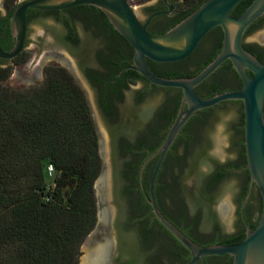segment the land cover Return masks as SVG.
Returning a JSON list of instances; mask_svg holds the SVG:
<instances>
[{
  "label": "trees",
  "instance_id": "1",
  "mask_svg": "<svg viewBox=\"0 0 264 264\" xmlns=\"http://www.w3.org/2000/svg\"><path fill=\"white\" fill-rule=\"evenodd\" d=\"M170 1L173 7L177 1L179 9L162 16V32L204 0ZM250 1L239 0L230 14L238 16ZM262 16L246 27L244 36L260 26ZM209 36L212 41L207 55L193 71L179 69L193 55L173 62L147 60L149 68L163 77L194 75L220 48L221 28L213 27L204 39ZM243 46L264 62V47L252 43H243ZM199 51L200 47L195 53ZM43 73L39 84L12 88L2 83L9 68L0 66V264H77L80 245L96 221L94 181L100 172L101 158L85 93L62 66L47 64ZM132 73L134 76H129L149 84L135 70ZM87 75L92 83L97 81L92 73L87 72ZM240 85L238 74L229 59H225L195 86V91L200 97H209L216 92L238 89ZM151 89L171 93L152 112L140 136L118 140L113 158L114 194L119 211L117 228L126 257L119 264H164L163 256L167 263L185 264L189 259L188 250L153 216L148 203L149 177L156 156L145 163L140 174L143 159L157 149L175 117L181 90L154 84ZM226 103L237 104L238 118L233 126L239 134L237 159L219 162L206 154L207 115ZM140 149H144L143 155ZM202 164L207 166L205 172L201 171ZM245 165L241 100H224L198 110L181 127L158 168L153 185L157 206L169 221L199 244L240 242L245 235L240 220L242 229L220 240L214 235L211 241L200 243L193 235L204 233L198 225L202 222L201 214L211 202V187L232 175L240 176V192L236 196L239 206L248 189L249 173ZM186 175L193 176V183L182 193L179 185ZM173 184L177 186V198L176 194H170ZM164 197L179 201L172 216L163 207ZM247 207L245 203L244 213ZM256 222H248L250 229ZM154 238L163 240V253L151 254L145 262L144 246Z\"/></svg>",
  "mask_w": 264,
  "mask_h": 264
},
{
  "label": "water",
  "instance_id": "2",
  "mask_svg": "<svg viewBox=\"0 0 264 264\" xmlns=\"http://www.w3.org/2000/svg\"><path fill=\"white\" fill-rule=\"evenodd\" d=\"M166 10L154 14H164L171 11L170 2L163 0ZM239 0H204L193 11L176 22L162 33L153 35L146 30V23H141L133 5L127 0H25L17 4L10 15V31L14 37L13 46L8 51L0 48V58L12 59L22 48L25 36L24 13L28 7L37 9H63L75 5L87 4L98 8L109 20L115 30L125 39L133 50L131 67L149 84L162 87H177L181 97L177 112L168 130L157 147L141 163L140 174L145 163L156 156L148 183V203L153 216L188 250L189 259L185 264H194L197 260L203 262L204 256L228 254L232 257L231 264H264V62L244 48L242 39L246 27L256 18L264 14V0H251L244 10L233 16L230 10ZM219 26L222 39L217 54L192 76L163 77L155 74L149 68L147 60L154 62L179 61L189 56L203 36L213 27ZM229 59L238 74L241 85L238 89L216 92L209 97H200L195 86ZM65 66V62H62ZM74 78L81 84L88 102V83L81 74L76 72L72 64ZM71 71V70H70ZM251 72V75H249ZM121 72V71H120ZM83 77V78H82ZM84 81V82H83ZM84 83V84H83ZM88 89V90H87ZM239 99L243 109V144L246 157L245 167L249 173V185L245 197L241 200L240 211L251 193L253 184L257 187L261 198V209L253 229L246 226L244 238L232 244L202 245L177 228L169 221L157 206L153 194V185L158 168L164 155L173 143L176 135L185 122L198 110L213 106L224 100ZM89 103V102H88ZM97 134L98 152L101 158V168L94 181L96 198V221L92 230L85 236L80 248L95 230L104 228L101 240L107 241L103 264H109L114 249L113 238L108 233L112 218V209L107 205L109 194V175L111 166L104 150L102 135L96 119L93 118ZM220 138H215L217 150ZM214 150V151H216ZM104 185L103 193L98 198L95 186ZM224 201V200H223ZM101 205H100V204ZM100 218L104 222L100 224Z\"/></svg>",
  "mask_w": 264,
  "mask_h": 264
},
{
  "label": "flooded vegetation",
  "instance_id": "3",
  "mask_svg": "<svg viewBox=\"0 0 264 264\" xmlns=\"http://www.w3.org/2000/svg\"><path fill=\"white\" fill-rule=\"evenodd\" d=\"M21 1L25 0H0V48L3 51H8L13 46L14 37L10 31V15L17 4ZM166 1L171 3L170 0ZM97 9L98 8L87 4L75 5L63 9H37L28 7L24 13L25 36L23 48L21 52L12 59L0 58V66L4 67L3 65L9 60H13L16 57H19V55H23V50L28 41L30 23L40 22L45 26H49L51 31L50 35L53 38V41L65 52L60 51V48H52L45 51V55L56 59L61 64L62 62H65V64H67V69L69 71L71 70V73L74 72V69L72 63L65 55H77L75 67L78 71L80 70L83 77L94 91L97 108L104 117L111 135V145L114 158L118 148V140L120 138H129L131 136L133 139L134 137L140 136L151 119L153 111H151L150 105L147 104L146 96L152 89L151 84H146L140 79H135L129 76H134L132 73L134 70L131 67H125L131 66L133 50L125 39L115 30L107 17L99 13ZM166 9L167 6L163 0H155L152 4L150 3L144 6L145 16L143 19L138 18L141 23H146V30L150 34L156 35L162 32L164 27L162 16L167 15L168 13H154ZM104 17H106L107 20ZM263 17L264 16L261 18ZM206 35L207 33L199 41L190 55H193ZM245 36L243 35L242 44L248 43L245 41ZM208 38V46L204 52L199 54L204 55L199 61L204 59L209 50V43L212 41V37L209 36ZM251 43L257 47H264V44L256 42ZM196 65L192 69H184L182 67H179V69L193 71L196 68ZM125 71H127L128 74H123ZM87 72L92 73L93 76L97 78L95 83H92L93 81L88 77ZM37 78L38 72L35 70L29 79L36 80ZM137 85L138 87H136ZM126 91H129L132 94L130 102L128 103L125 102ZM204 94L205 93H202L201 95ZM166 112L169 114L168 110ZM142 151L144 152V149H140V153L143 155ZM206 154L219 162H224L209 153L208 150L206 151ZM206 170L207 166L205 169L201 168V171L203 172ZM226 180L227 179L220 184L211 187V202L209 203L208 208L201 214L202 222L198 225L202 228L204 232L203 234H206V236L202 237L200 234L193 235V238L200 243L211 241V237L214 235H217L220 240L227 235L235 234L242 229L241 223L244 225L245 232L246 226H249L248 222L254 223L259 217L261 198L257 187L253 184L251 193L245 201L248 205L245 213L243 212V208L242 212L240 211L241 201L239 206L235 201L234 214L236 223L238 224L237 229L229 231L226 228L224 220H226L228 206L225 201L217 200ZM239 192L240 187L238 193ZM254 197H257L258 200V210L254 208V205L251 202ZM163 205L165 211H168L170 216H172L178 208L179 201L178 199L170 200L168 197H164ZM238 208L239 212L237 211ZM239 220L241 223H239ZM118 222L119 220H117V224ZM124 256L125 255L121 250L119 259L114 264H119L125 260L126 257ZM111 260L109 264H113V262L111 263ZM224 261H226L227 264H231L232 257L228 254L204 256L203 262L197 260L194 264H222Z\"/></svg>",
  "mask_w": 264,
  "mask_h": 264
},
{
  "label": "rangeland",
  "instance_id": "4",
  "mask_svg": "<svg viewBox=\"0 0 264 264\" xmlns=\"http://www.w3.org/2000/svg\"><path fill=\"white\" fill-rule=\"evenodd\" d=\"M154 1L155 0H133L131 4L133 5L137 16L140 19H143L145 16L144 6L150 3L152 4ZM179 1L180 0H178V2ZM177 9H179V5L176 1L172 10H177ZM50 34L51 31L49 26H45L40 22L30 23L28 30V41L25 46V49L23 50L24 51L23 55H21V57L17 59L9 60L6 64L3 65L4 67L9 68V74L7 78L2 82L4 85L12 88H21V87H28L39 84L42 82L44 77L42 68L44 65L47 64L58 65L67 69V66H65L64 64H61L56 59L45 55V51L52 48H60V51L65 52L63 49H61V47H59L57 43L53 41V38L51 37ZM208 39L209 38L206 37L198 45L197 49L200 47V51L195 53L196 52L195 50L192 58L187 59L185 61V64H183L182 68L192 69L195 67L197 62L204 56L199 54L204 52V50H206V47L208 46ZM245 41L248 43L256 42V43L264 44V20L262 21L259 27L246 34ZM65 56L75 66L77 55H65ZM35 70L38 72V78L36 80L29 79L31 77V74ZM68 72L72 75L75 82L78 83L80 87H82L81 84L74 78L73 74L69 70ZM76 72L79 75L81 74L82 76L80 70L78 71L77 69ZM88 86H89L88 88L89 90L88 89L87 90L89 93L88 97L90 100H88L89 103L88 102L87 103L91 111L92 119L93 118L96 119L98 128L101 130L102 135H105L104 138L105 141H103L104 150L106 154L105 156L111 166V172L108 177L110 181V185H109L110 198L107 202V205L112 209V218L108 233L111 234L114 242V249L111 256L112 260L110 258L111 263L113 262L114 264L119 259V254L121 253L122 249H121V243L117 228L119 211H118V201L114 194L113 150L111 145V135L108 130L104 117L97 108L94 91L89 83ZM136 87H138V85ZM170 93L171 91L165 92L163 90H157V89L148 92L146 96V100H147V104L150 105L151 111H154L155 108L158 107L163 102L164 98ZM125 95H126L125 102L127 103L130 102L132 94L129 91H126ZM207 116L209 123L207 124L208 142H206L207 143L206 149L208 150L209 153H211L221 161L236 160L237 150H238L236 146V141L239 137V134L237 133L236 130H234L233 126L238 118L237 104L226 103L225 105L215 108L211 113H208ZM216 137L220 138V141L217 144L218 146L217 150L215 149ZM201 168L205 169L206 166L202 164ZM192 183H193L192 175H186L183 179H181V183L179 187L182 193H186L192 186ZM239 187H240V176L232 175L225 181L217 197V200H224L228 206L226 220L224 219L223 220L225 221L226 228L229 231H233L237 229L238 226L235 220L234 210L236 204L235 202L236 196L239 191ZM103 189H104V185L101 182L97 186H95V190H97L98 192L97 193L98 198L100 197V195L104 194ZM175 192H177V186H174L173 184V186L170 188L171 196H175L176 194ZM170 200H172V198ZM251 202L254 205V208L258 210L259 205H258L257 197H254ZM103 231L104 228H100L99 230L93 231L91 234L92 240L90 241L93 242L96 241V243H98V241L101 240ZM200 235L202 237L206 236V234H200ZM162 250H163V240L161 238H154L153 240H151L149 245L144 246L143 249L145 262L148 260L151 254L163 253ZM82 255L84 256L85 252L82 248H80V255L77 264H80L81 257H83ZM164 257L165 256L162 257L164 264H173V263H167L168 261H165Z\"/></svg>",
  "mask_w": 264,
  "mask_h": 264
},
{
  "label": "bare ground",
  "instance_id": "5",
  "mask_svg": "<svg viewBox=\"0 0 264 264\" xmlns=\"http://www.w3.org/2000/svg\"><path fill=\"white\" fill-rule=\"evenodd\" d=\"M100 224L104 222L103 218H100ZM90 237H88L85 243L82 245V249L85 255L81 257L80 264H103L105 257V250L107 248V241L96 243Z\"/></svg>",
  "mask_w": 264,
  "mask_h": 264
},
{
  "label": "built area",
  "instance_id": "6",
  "mask_svg": "<svg viewBox=\"0 0 264 264\" xmlns=\"http://www.w3.org/2000/svg\"><path fill=\"white\" fill-rule=\"evenodd\" d=\"M133 0H127L128 3H132ZM48 169L50 170L51 167H48Z\"/></svg>",
  "mask_w": 264,
  "mask_h": 264
}]
</instances>
